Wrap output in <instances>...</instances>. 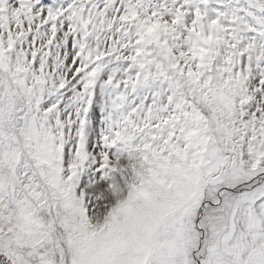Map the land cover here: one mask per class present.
I'll list each match as a JSON object with an SVG mask.
<instances>
[{
  "label": "snow or ice",
  "instance_id": "obj_1",
  "mask_svg": "<svg viewBox=\"0 0 264 264\" xmlns=\"http://www.w3.org/2000/svg\"><path fill=\"white\" fill-rule=\"evenodd\" d=\"M0 264H264V0H0Z\"/></svg>",
  "mask_w": 264,
  "mask_h": 264
}]
</instances>
